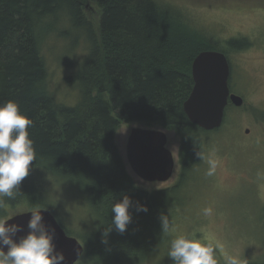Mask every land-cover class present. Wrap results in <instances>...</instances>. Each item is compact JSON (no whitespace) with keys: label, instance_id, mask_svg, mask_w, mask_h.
I'll return each mask as SVG.
<instances>
[{"label":"trees","instance_id":"16d2710c","mask_svg":"<svg viewBox=\"0 0 264 264\" xmlns=\"http://www.w3.org/2000/svg\"><path fill=\"white\" fill-rule=\"evenodd\" d=\"M66 9L91 31L83 38L80 96L72 105L54 100L42 55L47 18ZM212 42L182 9L163 0H0V104L15 101L32 121L30 166L75 183L102 220V230L86 242V262L100 256L114 262L149 248L168 211L158 196L176 187L148 191L134 182L115 143L121 122L175 131L184 169L199 160L196 153L203 157L205 131L188 120L183 102L193 86L194 57L203 49L223 50ZM35 186V180H22L17 191ZM125 195L132 201L131 222L120 233L111 208ZM20 198L27 202L21 195L12 202L3 199L0 211ZM137 205L147 212H138ZM38 206L60 223L51 206Z\"/></svg>","mask_w":264,"mask_h":264},{"label":"rangeland","instance_id":"374dc122","mask_svg":"<svg viewBox=\"0 0 264 264\" xmlns=\"http://www.w3.org/2000/svg\"><path fill=\"white\" fill-rule=\"evenodd\" d=\"M163 1L182 9L211 34L229 61V88L243 98L240 107L226 106L218 129L202 133L203 159L185 169L180 163L179 135L152 127L164 130L166 147L174 158L173 174L163 182L144 181L133 173L126 158V143L131 128L144 125L120 123L115 143L134 182L148 191L176 186L158 196L161 205L168 207L163 215L169 219V230L162 232L160 227L149 248L123 255L118 262L104 261L101 256L86 262V242L102 230L103 222L75 183L41 166H30L23 180H35L42 191L35 186L17 191L14 199L5 197L12 202L21 195L27 202L20 198L5 204L0 219L42 208L38 206L41 204L51 206L68 234L84 245L83 255L75 264H173L168 256L171 241L192 233L222 245L216 252L218 264H225L226 255L246 259L247 264H264V0ZM66 11L47 18L42 55L51 95L57 102L72 105L80 96L79 65L86 53L83 38L91 31L82 19ZM209 160L216 163L211 176L207 175ZM33 205L36 207H30ZM207 207L213 209L211 216L203 214Z\"/></svg>","mask_w":264,"mask_h":264},{"label":"clouds","instance_id":"9594fccd","mask_svg":"<svg viewBox=\"0 0 264 264\" xmlns=\"http://www.w3.org/2000/svg\"><path fill=\"white\" fill-rule=\"evenodd\" d=\"M31 124L32 121L20 113L15 101L9 100L0 104V203L5 197L15 198L19 184L28 175L29 166L35 159L33 141L27 132ZM196 155L203 159L200 153ZM208 163L207 175L211 176L214 174L216 163L213 160H209ZM131 206L132 201L127 195L112 205L111 211L114 213L112 225L120 233H123L131 222L129 213ZM136 210L147 212L148 209L144 205H137ZM29 212L31 213L27 222L29 231L18 240H14L13 237L22 230V227L17 224H6L12 217L0 219V264H61L64 256L55 250L54 229L50 231L43 224L41 208H33ZM212 213L211 207L203 209L205 216H211ZM160 222L162 232H167L170 228L168 217L161 215ZM110 230L111 227L108 231ZM3 246H7L6 252ZM220 248L222 245L202 240L192 233L173 239L168 256L173 264H218L216 252ZM225 264H247V260L226 255Z\"/></svg>","mask_w":264,"mask_h":264},{"label":"water","instance_id":"95a60500","mask_svg":"<svg viewBox=\"0 0 264 264\" xmlns=\"http://www.w3.org/2000/svg\"><path fill=\"white\" fill-rule=\"evenodd\" d=\"M191 74L193 86L183 102V111L188 120L202 130L217 129L223 123L228 101L236 107L243 104L240 95L230 93L228 84L230 65L226 54L216 49L201 50L192 61ZM248 131L246 128L245 132ZM166 143L167 135L160 128L147 126L131 128L126 143V158L137 177L144 181L163 182L172 176L174 158ZM30 210L16 213L6 221V224H17L22 227V230L13 237L14 240L28 233ZM41 215L43 224L50 231L54 229L55 250L64 256L61 264H75L83 255V243L66 233L51 210L41 208ZM3 250L6 252L7 246H3Z\"/></svg>","mask_w":264,"mask_h":264},{"label":"flooded vegetation","instance_id":"af4514ba","mask_svg":"<svg viewBox=\"0 0 264 264\" xmlns=\"http://www.w3.org/2000/svg\"><path fill=\"white\" fill-rule=\"evenodd\" d=\"M230 93H234L233 91L230 90ZM236 94V93H235ZM227 105H233L230 101H228ZM249 130V129H248Z\"/></svg>","mask_w":264,"mask_h":264}]
</instances>
